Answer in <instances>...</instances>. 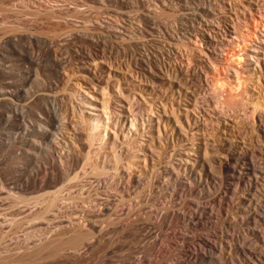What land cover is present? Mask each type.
<instances>
[{
  "label": "rangeland",
  "instance_id": "obj_1",
  "mask_svg": "<svg viewBox=\"0 0 264 264\" xmlns=\"http://www.w3.org/2000/svg\"><path fill=\"white\" fill-rule=\"evenodd\" d=\"M203 15L206 19L202 17ZM263 16L264 0H0V90L7 88L14 93L10 102L0 101V222H3L2 226L10 223L4 228L0 226V252L3 255L10 254L14 257L7 264H198L194 257L199 254L201 247L202 249L205 247L204 242L213 246L217 245L219 251L222 249V246L220 248L222 239L228 240L223 244V257L219 258L218 252L214 257L220 261V264H231V261L234 264H243L242 261L238 262L234 258L237 256L234 251H231V241L229 240L232 236H239L241 241L246 236L253 237L247 235L249 233L246 231L249 227H253L252 224L244 222V225L240 222L241 220L233 218L236 214V206L239 207L242 204L243 194L244 196L247 194L248 198L258 196L264 201V28L259 23ZM198 17H201L202 20ZM85 18L88 20V24ZM205 20L210 23L204 22ZM208 27L209 29H207ZM205 29L211 31L209 32L213 38L211 43H206L201 37L203 33H206ZM91 53H93L92 56ZM232 55L241 56V62L238 64ZM80 65L83 66L82 68L89 69L88 73L96 79L101 90L96 91L95 87L91 86L93 84L88 83L89 79L85 74L87 69H82ZM157 68L162 69V72ZM147 70H152V73L157 70L156 73L160 77L158 76L156 83L152 78H149L152 73H148ZM160 73L162 74L160 75ZM215 74L224 79L226 83L224 90L219 89L213 83ZM239 84L242 87H238ZM74 85L75 87H73ZM72 88H76L77 91L82 90L90 94V97L95 95L99 100H105L111 109L110 112L114 113L120 107L118 99L127 95L128 100L130 99L132 102V106L126 108L130 112L127 114L130 120L133 119L134 122L136 120V124L139 122L138 130L141 128L137 132L138 130L136 131L134 126H129L127 134L129 136L134 134V138L138 137L137 140L147 136L145 130L148 134L150 127L156 125L157 114L147 111L146 105H150L149 103L157 104L159 107L163 101L169 108H171V104L178 107V112L174 115L169 114V116L177 118L180 123L186 125V129L179 137L175 134L178 124L172 122L171 129L174 130V134L172 132L170 135L169 149L166 148L163 141L166 149L163 147L162 155L164 157L162 156L161 164H157V161L153 159L156 157L150 156V152L145 154L147 159L144 161V155L138 151L136 143H130L131 146L123 147L124 165L129 160H134L133 173H141L145 176L140 184H136L132 182V179H129L127 171L122 170L117 175V179L128 184L124 190L125 193L123 190V192L114 190L113 187L111 189V181L107 182L110 187L107 184V186L102 185L104 176L102 177L100 167L98 170L101 174L97 169L99 174H95V170L93 173L91 168H88L89 164L87 165L85 161V153L88 152V149H82L80 143L73 139V122L80 119V113L76 110L77 112L73 115L69 110L72 104L78 105V101L75 103L73 99L72 103H67V100L71 99L69 94L73 93ZM114 89L117 90V93ZM120 90H123L122 93L125 95L118 92ZM99 100L96 101V104H99ZM147 101L149 102L146 104ZM65 108H68L69 111H66ZM155 111L158 110L155 109ZM159 111L162 113L161 110ZM85 113L95 114L101 113V111L89 107ZM249 114L253 117L257 114L262 120L261 124H258L260 121L257 116L253 119ZM44 117L48 123L43 122ZM151 118L154 119L152 122L149 121ZM57 123L60 124V129L56 133L51 130L55 128L54 125L57 126ZM40 124L43 126H39ZM198 127L202 130L196 132ZM226 130L232 134V139H236L240 148H244H241L242 152H246L247 156H253L258 161L257 166L259 167L257 168L258 175H255V177H259L258 180L252 177L250 178L252 180L245 179L248 183L245 180L236 182L233 185L234 190L233 187L229 188L230 186L222 184L224 172L221 169V160H226L225 158L231 154L229 146L223 141ZM50 132L57 134L54 136L56 142H59L61 147L63 146L59 152L60 157L62 154L66 155L67 147L63 142L66 141L69 146L70 144L72 146L73 142L79 144L81 152L77 151L79 159L77 164L69 167L64 159H60L61 162L59 160L58 163L65 169L68 167L73 169L72 175L77 171H82L84 167L87 170L90 169L88 171L93 174H90L91 177L85 178L88 180H85V182L87 181L86 195L89 191L101 198L106 196L110 198L114 206L118 205V209L123 207L122 205L127 207V204L130 203L134 219H137L136 223L126 230H122L120 224H117L109 227L104 234L97 233V240L92 245L85 242L84 247L78 252H65L68 256L63 255V257H49L50 250L48 249L37 254L33 247V244L40 240L39 235L41 236L44 229L47 228L45 218H51L53 221L54 217L56 220L61 217L62 213L54 211L56 216L42 213L44 218L40 219H36L32 214L24 217L27 214L24 212V208H26L24 201L34 202L38 198L34 201L33 198L42 197L43 193L48 192L43 194L45 198L42 197V200H47L49 197L46 198V195L51 192L56 193L54 192L56 189H62L61 193L56 190L60 195L58 194L57 197L53 194L50 195L48 202L52 198H63L65 201L62 199L57 201L60 211L68 208L73 202L72 199L68 200L69 190L66 187L67 184L69 186L70 178L66 180L54 178L57 172L52 161L59 157L58 153L52 152L53 159L51 154L48 162L46 160L42 162L41 168H34L35 171L31 170L38 174H36L38 179L43 177L42 180L55 174L52 177L54 181L51 182V178L48 179L50 181V187L47 185L48 189L46 187V190L42 191L39 184L36 187L33 186L30 184L32 182L30 178L26 176L28 171L23 158L29 149L27 141L31 142L30 139L36 135L40 144H47ZM137 134L142 136L139 138ZM204 134L206 136H203ZM45 136L47 137L45 138ZM203 139H207L209 145L202 144V155L209 161L210 167L212 166V171L210 167H207L209 170L207 169L206 172L214 174V177L204 180V175L207 173L200 169L199 173L205 183L197 186L187 179L188 176L182 169L180 174L184 176L183 182L186 180L185 186L183 183H181L182 185L179 182L174 183L173 180L171 185L173 190L165 187V190H168L166 192L164 187L160 188L159 179L164 181L167 178L163 174L160 175L166 166L164 163L169 160V162L177 161L178 152L174 154L175 150L191 151L193 150L191 145L201 144ZM74 143L73 145H75ZM77 145L74 147L79 149ZM82 150L85 152L83 153ZM190 154L195 157L192 152ZM55 160L57 161V159ZM52 169L56 173L52 174ZM112 172L116 174V171ZM58 177L60 176L58 175ZM27 180L31 187L23 186ZM60 180L65 183L57 184V181L60 182ZM168 180L167 178L166 182ZM178 183L179 186H176ZM54 184L61 187L56 188ZM188 184L190 187H186ZM64 185L65 191L62 187ZM192 186H194L193 188L199 187L192 193L195 194L194 196L191 195ZM174 187L176 192H180L179 194L175 192L176 196L175 193H172ZM243 189L248 193H245ZM252 192H255L256 195ZM62 193L64 196L61 195ZM234 193H238V196ZM100 197L99 199H101ZM23 199L28 200L23 201ZM46 200L45 204H47ZM236 202L238 205H235ZM181 205L185 207H182L184 210H181ZM197 205L202 207L203 211L200 210V217L198 220H194L193 224L175 219L168 222L167 225L164 220L166 219V216H163L164 213L166 214L165 208L189 213L192 210L195 211L193 208L196 209ZM232 205H235V209L231 207ZM44 209L36 210L39 212ZM151 209L154 211V215L152 214L154 218L150 219L146 214ZM36 210L33 212L35 213ZM260 213L262 217H260L257 230L263 233V239L260 234L261 239H258L260 240L258 246L264 255L263 209L260 210ZM2 217L6 218V221L5 219L2 221ZM159 217L162 221L158 219ZM235 222L242 225L239 226ZM232 223L233 227L229 228L227 225ZM161 225L164 226L161 227ZM65 231L67 232L68 228ZM227 233L228 235H226ZM70 236L71 233L67 232L61 241L66 243ZM35 237L39 240H35ZM206 249L210 250L209 247ZM231 253L233 256H230ZM22 255L24 256L21 257Z\"/></svg>",
  "mask_w": 264,
  "mask_h": 264
},
{
  "label": "bare ground",
  "instance_id": "obj_2",
  "mask_svg": "<svg viewBox=\"0 0 264 264\" xmlns=\"http://www.w3.org/2000/svg\"><path fill=\"white\" fill-rule=\"evenodd\" d=\"M162 2V1H161ZM175 2V1H173ZM178 3V2H177ZM211 3V2H210ZM209 3V4H210ZM165 4V3H164ZM167 5V4H166ZM196 7V6H195ZM207 8V6H206ZM212 11V10H211ZM210 11V12H211ZM195 12V11H194ZM197 12V11H196ZM209 12V13H210ZM214 12V11H213ZM185 13V12H183ZM200 14V13H199ZM198 14V16H199ZM202 15V14H201ZM210 15V14H209ZM212 15V13H211ZM96 17V16H95ZM204 17V15L202 16ZM211 17V16H209ZM208 17V18H209ZM88 18V17H87ZM90 18V17H89ZM98 18V17H97ZM185 18V17H184ZM191 18V17H190ZM194 18V17H193ZM201 19V17H198ZM205 18V17H204ZM197 19V18H196ZM206 19V18H205ZM214 19V18H213ZM212 19V20H213ZM84 20V19H83ZM85 20H87L85 18ZM84 20V22H85ZM90 20V19H89ZM189 20V19H188ZM202 20V19H201ZM210 20V21H212ZM198 21V20H197ZM207 20H205L204 22H206ZM92 22V21H91ZM209 22V21H207ZM256 22V21H255ZM87 24L89 23L88 20L86 22ZM85 23V25H86ZM101 23V22H100ZM186 23V22H185ZM210 23V22H209ZM209 23H207L209 25ZM258 23V21H257ZM261 24V27L264 28V16L262 17V21L259 22ZM201 24V23H200ZM256 24V23H255ZM93 25V24H92ZM203 25V24H202ZM87 26V25H86ZM255 26V25H254ZM101 27V26H100ZM186 27V26H185ZM191 27V25H190ZM196 27V26H195ZM206 27V26H205ZM257 27V26H255ZM87 28V27H86ZM209 29V27L207 28ZM206 30V29H205ZM228 30V29H227ZM30 32V31H29ZM86 32V31H85ZM92 32V31H91ZM211 31H208L206 30V33H203V36L202 39L206 42V43H211L213 41V38L211 36V33H209ZM95 33V32H94ZM100 33V32H99ZM16 34V33H15ZM23 34V33H22ZM21 34V35H22ZM29 34V33H28ZM33 34V32H32ZM88 34V33H87ZM86 34V35H87ZM90 34V32H89ZM93 34V32H92ZM97 34V33H96ZM101 34V33H100ZM11 35V34H10ZM34 35H36V33H34ZM15 36V35H14ZM33 36V35H32ZM81 36V35H80ZM92 36V35H91ZM90 36V37H91ZM17 37V36H16ZM22 37V36H20ZM28 37V36H27ZM31 37V36H30ZM88 37V36H86ZM9 38V36H8ZM93 38V36H92ZM175 38V37H174ZM24 39V38H23ZM87 39H91V38H87ZM94 39V38H93ZM97 39V38H96ZM95 39V40H96ZM36 40V39H35ZM19 41V40H18ZM39 41V40H38ZM47 41V40H46ZM50 42V41H49ZM171 42V41H170ZM31 43V42H30ZM14 44V42H13ZM33 44V43H32ZM53 44V42H52ZM28 45V44H27ZM30 46V45H29ZM48 46V45H47ZM46 46V47H47ZM19 47V46H18ZM55 47V46H54ZM49 48V47H48ZM24 49V48H23ZM54 49V48H53ZM58 49V48H57ZM60 49V47H59ZM51 50V48H50ZM61 50V49H60ZM30 51V50H29ZM59 51V50H58ZM56 51V52H58ZM235 51V50H234ZM18 52V51H17ZM50 53V52H49ZM55 53V52H54ZM93 53H91V56H92ZM90 55V53H89ZM88 55V56H89ZM26 56V55H25ZM87 56V57H88ZM234 58V60L239 64L241 62V56H234L232 55ZM53 57V56H52ZM56 57V56H55ZM57 57L59 58V56L57 55ZM54 58V57H53ZM83 58V57H82ZM54 60V59H53ZM57 60V59H56ZM61 60V59H60ZM62 61V60H61ZM87 63V62H86ZM19 65V64H18ZM81 66V65H80ZM86 66V64H85ZM84 66V67H85ZM158 66V65H157ZM22 67V66H21ZM61 67V66H60ZM83 66H81L82 68ZM87 67H88V64H87ZM14 68V67H13ZM171 68V67H170ZM19 69V68H18ZM82 69H87L85 71V74L87 76V78L89 79L88 83L90 82L91 85L93 88L95 87V90H99L101 86H99L97 83H96V79L90 75V73H88V68H82ZM99 69V68H97ZM144 69V68H143ZM152 69V68H151ZM165 69V67H164ZM163 69V70H164ZM101 70V69H100ZM146 70V69H144ZM153 70V69H152ZM152 70L148 71L151 72ZM157 70H161L162 72V69H159L157 68ZM156 70V72H157ZM60 71V70H59ZM62 71V70H61ZM92 72V70H90ZM145 71V72H147ZM166 71V70H164ZM33 72V71H32ZM143 72V71H142ZM141 72V73H142ZM156 72L153 71L152 75H150L151 77L149 78H152L153 79V82L156 83L157 81V78L159 76V74H157ZM167 72V71H166ZM169 72V71H168ZM175 72V71H174ZM172 73V72H171ZM216 73V72H215ZM83 74V73H82ZM144 75V73H142ZM141 74V75H142ZM157 74V75H156ZM162 73H160L161 75ZM167 74V73H165ZM147 75V74H146ZM145 75V76H146ZM168 75V74H167ZM31 76V75H30ZM165 76V75H164ZM172 78H173V75H171ZM61 77V76H60ZM147 77V76H146ZM160 77V76H159ZM169 77V76H168ZM57 78V77H56ZM214 78L213 79V83L215 84V86H217L219 89H223L224 90V86H225V81L224 79L220 76V75H214ZM27 79V78H26ZM49 79V78H48ZM171 79V77H170ZM51 81V80H50ZM48 82V81H47ZM35 83V82H34ZM37 83V82H36ZM40 83V82H39ZM44 84V83H43ZM95 85V86H94ZM11 86V85H10ZM238 87H242L240 84L237 85ZM39 87L40 84H39ZM75 87V85L73 86ZM226 87V86H225ZM16 88V87H15ZM32 88V87H31ZM71 88V86H70ZM216 88V87H215ZM3 89H6V90H3ZM14 89V88H13ZM17 89V88H16ZM73 89V90H72ZM71 90L73 91V93L69 94L71 98L70 101L69 99L66 101L67 103H70L71 101L74 100V102L78 101L76 106H74V104H72L70 107H69V110L73 113L75 112H79L80 113V119L79 120H76L74 121V126L72 128V132L74 135L73 136V139L76 141V142H79L80 143V146L82 149H85L86 148L88 149V152L85 153L84 156L86 158V163L88 165V168H91L92 172L94 173V170H95V174L99 173L101 174L100 170H102V177L104 176V179H102V185H106L107 182L110 183L111 181V189L113 187L114 190H126L128 184L127 183H123V181H119L117 179V175L122 171V170H125L127 171V176L129 177V179H132V182H135L136 184H140L143 180V177L145 176L144 174H141V173H133L132 171V166L135 165V162L134 160H129L125 165L123 163V160L125 159V154H124V149H122L123 147L125 146H131L130 143H136L137 144V148H138V151L140 153H143L144 157H143V160L146 161L147 159V156L145 154H147V152H150V156L152 157H156V158H153L154 160L157 161V164H161V159H162V156L164 157V155H162V152L166 146L167 149H169V139L171 138V134L173 132L174 134V130L171 129L172 127V122L178 124V130L175 132V134L177 136H181V133H183L182 131H184L186 129V125L180 123L178 121L177 118H174V117H170L169 114H176L178 111V107H175V105L171 104V108H169V106L165 103H163V101L161 102V105H159V107L157 106V104L155 105L156 107L154 108L153 106L154 105H151V103H149L150 105H146L149 101L146 102V106H147V111L150 112V113H156V119H155V126L154 127H150V130H148V134L147 133V130H145V135L147 136H144V137H141L139 136L140 133H139V138L141 137L140 140H137L136 138H134V134L130 136L127 134V128H129V126L135 128V130L137 131L138 130V127L137 125H139V122L136 124V120L135 122L133 121V119L130 120L129 116L127 113H130L129 111H127V107L129 106H132V102L130 101V99L128 100L129 97H126L127 95H125V93H122L123 90H120L118 92H121L122 95H125L123 98H121L119 95L120 98L118 99V103H119V109L116 110V112H110L111 109H109V106H108V102L106 103L105 100L101 99L99 100L97 96L93 95L92 97H90L88 93L84 92V91H77L76 88H72ZM79 89V88H78ZM117 89V88H115ZM114 89V90H115ZM118 89H121V87ZM117 89V90H118ZM24 90V89H23ZM46 90V88H45ZM84 90V89H83ZM101 90V89H100ZM117 90L116 93H117ZM114 91V92H115ZM71 92V91H70ZM19 93V91H18ZM27 93V92H26ZM39 93V92H38ZM66 93V92H65ZM115 93V94H116ZM180 93V92H179ZM178 93V94H179ZM28 94V93H27ZM37 94V93H36ZM68 94V93H67ZM66 94V95H67ZM14 95L13 91L11 90H8L7 88H2L0 90V101H9V100H12V96ZM29 95V94H28ZM32 95V94H31ZM35 95V94H34ZM42 95V94H41ZM44 95V93H43ZM51 95V94H50ZM57 95V94H56ZM65 95V94H64ZM113 95V94H112ZM180 95V94H179ZM15 96H16V93H15ZM35 96H38V95H35ZM40 96V95H39ZM54 96V95H53ZM58 96V95H57ZM115 96V95H114ZM14 97V96H13ZM27 97V96H26ZM42 97V96H41ZM59 97V96H58ZM67 98V97H66ZM31 99V98H30ZM58 99V98H57ZM63 99V98H62ZM73 99V100H72ZM49 100V99H48ZM99 100V104H96V101ZM146 100V99H145ZM47 101V100H46ZM10 102V101H9ZM31 102V101H30ZM73 102V103H74ZM75 102V103H76ZM116 102V101H115ZM145 102V101H144ZM6 103V102H4ZM51 103V102H50ZM65 103V102H63ZM62 103V104H63ZM72 103V102H71ZM168 103V102H167ZM8 104V103H6ZM23 104V103H22ZM61 104V106H62ZM170 104V103H169ZM32 105V104H31ZM68 105V104H67ZM173 105V106H172ZM34 106V105H33ZM32 106V107H33ZM60 106V107H61ZM115 106H117L115 104ZM2 107V106H1ZM24 107V106H23ZM49 107V106H48ZM56 107V106H55ZM89 107H93L95 109H100L101 113H95V114H91V113H85L86 110L89 109ZM15 108V107H14ZM19 108V107H18ZM30 108V107H29ZM34 108V107H33ZM62 108V107H61ZM131 108V107H130ZM17 109V108H16ZM67 109L66 111H69L68 108H65ZM116 109V108H115ZM155 109H157L158 111L156 112ZM15 110V109H14ZM77 110V111H76ZM162 113H160V111ZM4 111V110H3ZM13 111V110H12ZM11 111V112H12ZM24 111H26L24 109ZM43 111V110H42ZM15 112V111H14ZM49 112V111H48ZM16 113V112H15ZM13 113V114H15ZM25 113V112H24ZM46 113V112H45ZM70 113V112H69ZM253 113V112H252ZM44 114V113H43ZM258 114V113H257ZM257 114L255 116H257ZM11 115V114H9ZM130 115V114H129ZM250 115V114H249ZM8 116V115H7ZM69 116V115H68ZM252 116V115H250ZM254 116V117H255ZM9 117V116H8ZM72 117V116H70ZM253 116L251 118L255 119ZM258 117V116H257ZM42 118V117H41ZM259 118V117H258ZM257 118V119H258ZM45 117H44V120L43 122L44 123H48L45 121ZM49 119V118H47ZM74 120V119H73ZM154 119L151 118L149 119V121H153ZM189 120V119H188ZM260 122L258 124H261V119L259 118L258 119ZM24 121V120H23ZM42 121V119H41ZM71 122V121H70ZM41 123V122H40ZM253 123V122H252ZM255 123V122H254ZM26 124V123H25ZM31 124V123H30ZM52 124V123H51ZM56 124V123H55ZM71 124V123H70ZM145 124V123H144ZM47 125V124H45ZM44 125V126H45ZM143 125V123H142ZM167 125H168V128H167ZM189 125V124H188ZM254 125V124H253ZM39 126H43V125H39ZM38 126V127H39ZM136 126H137V129H136ZM144 126V125H143ZM257 126V125H256ZM50 127V125H49ZM55 128H53L51 131H59L60 129V124L58 125L57 123V126L54 125ZM70 127V126H69ZM28 128V127H27ZM52 128V127H51ZM67 128V127H66ZM133 128V129H134ZM162 128H164V130H162ZM258 128V127H257ZM29 129V128H28ZM27 129V130H28ZM130 129V128H129ZM148 129V128H147ZM258 129H261V128H258ZM33 130V129H32ZM39 130V129H38ZM135 130H133L135 132ZM141 130V128H140ZM140 130H138L137 132H139ZM200 130H202V128L200 129L199 127L197 128V131L196 132H199ZM46 131V130H45ZM44 131V132H45ZM69 131V130H68ZM132 131V130H130ZM43 132V131H41ZM54 132H50L48 133V140L49 142L46 144H40L39 143V140L38 138L36 137V135H34L32 137L31 142H28L29 143V149L27 150V153L26 155H24L25 157L23 158V161L25 160V165L27 167V174L26 176L28 178H30V181H32L30 184H32L33 186H37L39 184V188L43 191L44 189L46 190V187L47 189L50 187V179L51 178V182L54 181V179H52V177L54 176L52 175L49 176V178L47 179H43L42 178L38 179L37 177V173H33V170L34 168H38L41 166L42 162H44L45 160H49V157H51L53 159V154L52 152H56V154L59 156H57L58 158H54V161H52V165L55 169V171L57 172V175L56 177L54 178H58L57 180H59L60 178L62 180H66L68 178H70V183H69V186L68 184L66 185L67 189L69 190V195H68V200L69 199H72L73 202L71 205L68 206V208H65L63 209L62 211H60V207L58 206L57 204V201H59L60 199H62L63 201H65L63 198H52L49 202H48V199H50V195L53 194V192H51V194L49 195H46V198L47 196L49 197L46 201L47 204H45V200H42V197L44 196L43 194H47V193H43L42 194V197L40 196H36L35 198H33V201L38 198L37 200H35L34 202H31V201H24V200H28V199H23L24 203H25V206L26 208H24V212H27V214L24 216L25 218L28 216V215H34L36 217V219H40V218H44L42 216V213H45V214H48L49 216H56V212H59V213H62L61 217H59L58 219L55 220L56 217H54V220L51 221L52 219L51 218H45V220H47V228L44 229V233L40 236L39 235V239L36 238L35 240H39L37 243H34L33 244V247L34 249H36L34 252L35 253H39L45 249H48L50 250L49 252V257H55V256H61L63 257V255H66L65 252H78L81 248L84 247V243L87 242L89 245H92V243L97 240V233H102L104 234L109 227L111 226H116L117 224H120L121 226V229L122 230H126L130 227H132L137 219H134V215L132 214V206L130 204V206H128L129 204H127V207H125L124 205H122L123 207L119 208L118 209V205L114 206L112 203H111V200L110 198L108 197H103L102 198L99 196V195H94V194H91V192L88 191V194L86 195V191H85V185H86V182L88 181L87 179L85 178H88V177H91L90 174L92 175L93 173H91V171H88L90 169L87 170V168H83L82 171L80 172H76L74 175H72V170L71 168V165H75L78 163L79 159H78V153L77 151L80 150L81 148L75 144L73 145L72 143V146L70 144V146L68 145L69 143H66L63 142V140L61 139V141L65 144V146L67 147V150H66V155H63L62 153V156L60 157L59 155V152H61V147L59 145V142H56V138L54 137L55 135H57L56 133ZM202 132V131H201ZM25 133V132H24ZM46 133V132H45ZM129 133V132H128ZM136 133V132H135ZM204 133V131H203ZM22 134V133H21ZM40 134V133H39ZM13 135V134H12ZM38 135V134H37ZM231 133L228 132V130H226V132H224V136H223V141L226 142V145H228V149L231 150V154L226 157L225 159L226 160H221V164H222V170L224 172V175L222 176L223 178V182L222 184L224 183L225 185H228L230 186L229 188L233 187V185L236 183V182H243L245 179H249V180H252L250 178L253 177V179L256 178V180L259 179L258 176L255 177V175L257 174L258 175V170L257 168H259L257 166V162L256 159L251 156H247L244 152H242V149H244L243 147L240 148V146L236 143V139H232L231 137ZM173 136V135H172ZM203 136H206L205 134ZM47 136H45L46 138ZM136 137V136H135ZM178 137V138H179ZM183 137V136H182ZM18 138V137H17ZM67 138H70V137H67ZM203 138H206V137H203ZM234 138V137H233ZM64 139V138H63ZM177 139V138H176ZM73 140V141H74ZM183 140V139H181ZM204 141L201 142V144H192L191 147L193 148V150L189 151V150H185V151H176L175 150V153H177V156L178 158L176 159V162H166L164 164H166L165 168L163 169L162 173L165 177H167L169 180L166 182V179H164V181H158V185L161 186L160 188L164 187V190H165V187L167 189L169 188H172V181L174 180V183L175 182H179L180 184L183 183L184 185V182L185 184L186 183V180L183 182V177L184 176H181L180 174V170L184 169L185 173L187 174L189 181L191 183H194V184H198L201 186V184L205 183L204 180H208V179H212L214 177V174H209L206 170L209 168L207 167H210V163L208 160H206V158H204V156L202 155V150H203V146L202 144L204 145H209V143L203 139ZM1 141V140H0ZM43 141V140H42ZM68 141V140H67ZM72 141V140H71ZM165 143H164V142ZM172 142H173V139H172ZM170 142V143H172ZM4 143V142H3ZM165 146H164V144ZM240 144V143H239ZM4 145V144H3ZM76 145L78 146L79 149H76ZM172 145V144H171ZM243 145V144H241ZM8 146V145H7ZM75 146V147H74ZM164 147V148H163ZM173 147V146H172ZM165 148V149H166ZM249 149V148H248ZM254 149V148H253ZM52 150V151H51ZM171 150V149H170ZM64 151V150H62ZM83 153L85 152L84 150H82ZM174 151V150H173ZM245 151V150H244ZM247 151V149H246ZM81 152V150H80ZM155 152L156 155H155ZM166 152V150H165ZM190 152H192L195 157H192ZM65 153V152H63ZM164 153V152H163ZM250 153V152H248ZM52 154V155H51ZM251 154V153H250ZM51 155V156H50ZM249 155V154H248ZM63 156H67V157H63ZM136 156V155H134ZM172 157V156H171ZM138 158V157H136ZM51 159V160H52ZM57 159V161L55 160ZM60 159H64L65 163L67 165H69V167L67 169L63 168L62 166H60V164L58 163V161ZM171 159V158H170ZM174 160V159H173ZM167 161V160H165ZM172 161V160H171ZM48 162V161H47ZM46 162V163H47ZM61 162V160H60ZM63 162V163H64ZM85 163V165H86ZM163 163V161H162ZM50 165V163H48ZM65 164V165H66ZM101 164V166H99ZM168 164V165H167ZM61 165H63L61 163ZM158 166V165H157ZM164 166V165H163ZM87 167V166H86ZM100 167V170H98V168ZM102 167V169H101ZM156 167V166H155ZM154 167V168H155ZM41 168V167H40ZM39 168V169H40ZM52 168V167H51ZM73 168V167H72ZM211 168V171H212V166L210 167ZM54 169H52V174L53 173H56L54 172ZM98 171H97V170ZM156 169V168H155ZM203 170L204 172H206L207 174L204 175V180L201 176V174L199 173L201 170ZM220 169V170H221ZM30 170V171H29ZM35 171V169H34ZM38 171V170H37ZM112 171H116V174ZM132 171V172H131ZM160 171V170H159ZM202 171V173H204ZM25 172V173H26ZM39 172V171H38ZM152 172V171H151ZM161 172V171H160ZM222 172V173H223ZM24 173V172H23ZM98 173V174H99ZM145 174L147 172H144ZM37 174V175H36ZM48 174V173H47ZM148 174H150L148 172ZM205 174V173H204ZM58 175L60 177H58ZM89 175V176H88ZM203 175V174H202ZM25 176V175H24ZM48 176V175H46ZM44 176V177H46ZM164 178V177H163ZM24 179V178H23ZM49 179V180H48ZM90 179V178H89ZM60 180V182L57 181V184L61 182H64ZM85 180H87L85 182ZM163 180V179H162ZM255 180V182H256ZM23 181V180H22ZM25 181V180H24ZM56 181V180H55ZM85 183H84V182ZM188 181V180H187ZM246 181V180H245ZM247 182V181H246ZM251 182V181H250ZM254 182V181H252ZM25 184L23 186L27 187L29 186V181L27 180L26 182H24ZM55 183V182H54ZM65 183V182H64ZM171 183V184H170ZM179 183L178 185L176 186H179ZM207 183V182H206ZM209 183V182H208ZM248 183V182H247ZM53 184V183H52ZM190 184V183H189ZM189 184L186 186V187H190ZM193 184V185H194ZM240 184V183H239ZM244 184V183H243ZM241 184V185H243ZM251 184V183H249ZM257 184V183H255ZM49 187H48V186ZM56 184H54V187H58L57 185L55 186ZM103 185V186H104ZM109 186V184H107ZM106 185V186H107ZM145 185V184H144ZM182 185V184H181ZM247 185V184H245ZM252 185V184H251ZM250 185V186H251ZM146 186H149L148 184H146ZM158 186V188H159ZM175 186V184H174ZM185 186V185H184ZM248 186V185H247ZM253 186V185H252ZM31 187V186H29ZM28 187V189H29ZM52 187V188H54ZM61 186H59L58 188H60ZM64 187L63 188V191H65L64 189L66 188L65 185L62 186ZM110 187V186H109ZM151 187V186H150ZM194 186L191 187V195H195V194H192L195 192V190L199 187H195L193 188ZM224 187V185H223ZM238 188V187H237ZM245 188V187H244ZM251 188V187H249ZM35 189V188H34ZM33 189V190H34ZM40 189H37V190H40ZM248 189V188H247ZM246 189V190H247ZM44 190V191H45ZM56 190H59V192L61 193V188L60 189H56ZM54 191L56 193H54L53 195H57L59 194L57 191ZM160 190V189H159ZM163 190V189H161ZM163 190V191H164ZM173 190V188H172ZM233 190H234V187H233ZM238 190V189H236ZM239 190H240V187H239ZM251 190V189H250ZM62 191V192H63ZM120 191V192H121ZM122 191V192H123ZM166 191V190H165ZM168 191V190H167ZM166 191V192H167ZM177 190L176 188L174 187V191H172V193H175ZM179 191V190H178ZM244 191V189H243ZM9 192V191H8ZM40 192V191H39ZM162 192V191H161ZM165 192V193H166ZM188 192V191H187ZM190 192V190H189ZM245 192V191H244ZM251 192V191H250ZM125 193V191L123 192ZM159 193V192H158ZM170 193V192H169ZM176 193H180V192H176ZM176 193L174 194L176 196ZM245 193H248V192H245ZM256 195L255 192H252ZM251 193V194H252ZM197 194V193H196ZM199 194V193H198ZM232 194V193H231ZM234 194H238V193H234ZM253 194V195H254ZM9 195V194H8ZM60 195V194H59ZM58 195V196H59ZM63 195V193L61 194ZM168 195V194H167ZM203 195V194H202ZM247 194H243V196L241 197V202L242 204L238 207L236 206V214H235V217H233L234 219L236 220H241L240 222L243 223L245 225L244 222L247 223H250L253 225V227H249L246 231L249 233L247 235H250V236H253V237H248L246 236L245 238H243L244 240H240L238 237L239 236H232L231 237V251H234V253H236V256L237 257H234L236 260H238V262H241L243 264H264V255L262 254V252L260 251V248L258 246V241L260 242V240H258L260 237V234L262 235L261 238L263 237V233L260 232V230H257L258 226H259V222L261 220L260 216L261 213H260V210L263 209L264 211V201L261 199V198H258V196H252L251 198H248V196H246ZM64 196V195H63ZM192 196V197H193ZM238 196V195H237ZM237 196H235L237 198ZM239 196H241V194H239ZM53 197V196H52ZM55 197V196H54ZM99 197L102 199V202H100L101 199H99ZM124 198V196H122ZM173 197V196H172ZM45 198V196L43 197ZM122 198V199H123ZM194 198V197H193ZM199 198V197H198ZM197 198V199H198ZM177 199V198H176ZM42 200V201H41ZM174 200V199H173ZM197 201V200H196ZM199 201V199H198ZM240 201V200H238ZM44 202V203H42ZM113 202V201H112ZM171 202V201H170ZM114 203V202H113ZM237 203V202H236ZM240 203V202H239ZM41 204H45L44 206H42ZM57 204V205H56ZM166 204V203H165ZM178 204V203H177ZM185 204V203H183ZM182 204V205H183ZM187 204V203H186ZM185 204V205H186ZM195 205V203H193ZM233 204V203H232ZM180 206L181 208H185L184 206ZM235 205H238L235 204ZM235 205H232L231 207L234 208ZM57 206V207H56ZM153 206V205H152ZM56 207V208H54ZM59 207V208H58ZM179 207V208H180ZM191 207V206H190ZM38 208H45L43 211H37ZM163 208V207H162ZM181 209V210H184V209ZM37 209V210H36ZM153 209V208H152ZM149 211L146 212L148 214V217L151 219L152 217V214L154 215V211ZM164 209V208H163ZM166 209V214L163 216L166 218L164 219L166 222H167V225L169 224L168 222L172 221V220H183V221H187L188 224H193L192 222L194 220H198V218L200 217L199 216V213H200V210L203 211V208L200 207V206H196V209L193 208L195 211L192 210V212L188 213V212H185V211H176L174 210L173 208H165ZM192 209V208H191ZM231 209V210H233ZM34 210L35 213L33 212ZM154 210V209H153ZM161 210V209H160ZM56 211V212H54ZM119 212V214H118ZM160 212V211H159ZM34 213V214H33ZM161 213V212H160ZM159 213V214H160ZM25 214V213H24ZM158 214V213H157ZM156 214V215H157ZM158 214V215H159ZM162 214V213H161ZM157 215V216H158ZM15 216V215H14ZM202 216V215H201ZM23 217V216H22ZM162 217V218H164ZM3 218V217H2ZM154 218V217H152ZM202 218V217H201ZM200 218V219H201ZM6 221V218H3L2 221ZM23 219V218H22ZM156 219V218H155ZM160 219V217L158 218ZM12 220V218H11ZM162 221V219H160ZM1 221V220H0ZM51 221V222H50ZM233 221V219H232ZM164 222V223H166ZM197 222V221H196ZM234 222V221H233ZM239 222V221H238ZM2 223V224H1ZM163 223V224H164ZM228 223V222H227ZM236 223V222H235ZM240 223V224H241ZM172 224V223H171ZM236 224H239V223H236ZM239 224V226H240ZM250 224H248L250 226ZM4 225L3 222H0V226L1 228L7 226V225H10L9 224H5V226H2ZM12 225V224H11ZM233 223L232 224H228L227 226L229 228H232L233 226ZM242 225V224H241ZM164 226V225H161V227ZM170 226V225H169ZM191 226V225H190ZM189 226V227H190ZM234 226H236L234 224ZM160 227V226H159ZM167 227V226H165ZM68 228V231L69 233H71V236L68 238L67 242L64 243L61 241V239L64 237V235L67 233L65 231V229ZM38 229H41V228H38ZM162 229V228H161ZM43 230V229H42ZM5 234V233H3ZM160 234V233H159ZM246 234V233H245ZM228 235V233L226 234ZM230 235V234H229ZM231 236V235H230ZM3 237V236H2ZM17 237V236H16ZM38 237V236H37ZM160 237V236H159ZM33 238V237H31ZM45 238V239H44ZM158 238V237H157ZM186 238V237H185ZM185 238H183L185 240ZM226 238V237H225ZM260 238V239H261ZM19 239V238H18ZM187 239V238H186ZM229 239V238H228ZM263 239V238H262ZM183 241V240H182ZM228 241V240H224L222 239V242L220 245V248L222 246V249H223V244ZM185 242V241H184ZM86 243V244H87ZM155 243H157V241L155 240ZM204 248L202 249L201 247V250L199 251V254L194 257L196 258L198 264H220V261L218 259H216L214 256L215 254H217V252L219 253V258L220 257H223V250H219V247L216 245V246H213V245H210L208 242L205 243L204 242ZM206 247H209L210 250L206 249ZM154 248V247H153ZM153 250V249H151ZM197 250V249H196ZM217 250V251H215ZM215 251V252H214ZM155 252V251H154ZM233 253V252H232ZM231 253L230 256H233ZM8 254V256L5 254L3 255L2 252H0V264H7L8 262L12 261L14 259L13 255H10ZM235 255V254H234ZM24 255H22L21 257H23ZM68 256V255H66ZM20 257V258H21ZM215 258V259H214ZM234 259V260H235ZM232 260V259H231ZM196 262V261H195ZM233 261H231V264H232ZM237 262V261H236ZM234 264V262H233ZM236 264V263H235ZM240 264V263H239Z\"/></svg>",
  "mask_w": 264,
  "mask_h": 264
}]
</instances>
